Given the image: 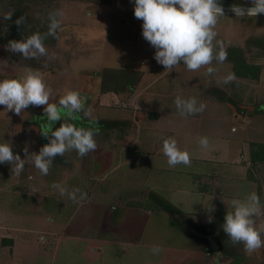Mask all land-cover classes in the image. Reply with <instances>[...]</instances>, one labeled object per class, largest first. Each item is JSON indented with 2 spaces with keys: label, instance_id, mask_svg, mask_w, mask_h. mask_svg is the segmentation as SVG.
<instances>
[{
  "label": "rangeland",
  "instance_id": "rangeland-1",
  "mask_svg": "<svg viewBox=\"0 0 264 264\" xmlns=\"http://www.w3.org/2000/svg\"><path fill=\"white\" fill-rule=\"evenodd\" d=\"M56 9L64 17L57 38L44 41L48 56L24 59L0 43V81L38 70L52 89L50 103L72 90L92 110L91 120L65 118L54 128L65 122L111 125L99 129L95 151L57 156L44 176L30 160L50 142L40 132L45 106H29L19 116L0 106V143L26 160L18 176L0 164V264H264V247L246 254L215 221L219 207L226 213L233 199L252 192L264 205V162L254 164L250 154L251 143H264V15L219 18L216 41L225 51L241 48L248 62L261 67L259 79L234 75L225 84L233 74L228 60H214L210 66L218 71L212 76L206 68L189 71L183 62L171 70L158 64L156 49L142 35L143 21L134 16V0H0V20L18 12L17 18L26 17L29 37L47 32ZM128 78L131 88L104 90ZM177 96L194 97L206 108L182 117ZM201 137L209 140V155ZM165 138L190 153V166L169 167L160 151ZM53 183L87 197L73 202ZM151 192L181 212L162 209ZM255 220L259 227L264 214Z\"/></svg>",
  "mask_w": 264,
  "mask_h": 264
},
{
  "label": "clouds",
  "instance_id": "clouds-1",
  "mask_svg": "<svg viewBox=\"0 0 264 264\" xmlns=\"http://www.w3.org/2000/svg\"><path fill=\"white\" fill-rule=\"evenodd\" d=\"M231 11L237 18L257 17L264 14V0H252L251 7L233 5ZM12 12L4 14L5 20H12ZM224 8L219 0H134V16L143 21L142 35L144 39L156 49L155 60L166 70L174 69L183 62L189 71H198L206 68V75H214L218 69L212 67L215 60L223 64L227 60V52L221 42L216 41L215 31L219 18L224 16ZM64 12L56 9L49 13L48 30L41 34H32L25 40H11L6 49L20 54L24 59H39L48 56V49L44 41L48 37L57 38V31L61 29ZM26 17L20 16L15 20L19 27L24 25ZM219 45V51H217ZM235 80V76L229 73L223 80L225 84ZM52 89L48 87L42 73L38 70L28 69L19 78L4 79L0 81V106L7 111H14L21 115L29 106H45L44 113L47 123L41 128V134L49 138L50 142L39 150V153L31 154L30 163L34 164L41 175H48L53 160L57 156L75 150L80 157L95 151L98 147L95 136L99 134L98 128L77 127L73 123H61L58 128L54 125L63 119L79 120L92 118V110L86 108V98L78 91L69 90L61 96L58 103H50ZM174 104L179 115L187 117L202 113L206 105L197 102L196 98L184 99L177 96ZM202 148L209 147L207 137L199 138ZM28 157L27 148L24 149ZM162 152L167 158L169 167L183 164L190 166L191 156L187 150H181L174 138L163 139ZM26 160L19 154H14L9 143H0V164L11 165V172L20 175L25 167ZM51 187L58 190L61 196L67 195L73 202L83 200L87 193L76 189L69 192L68 189L58 183ZM77 193H80L79 197ZM264 209L260 196L256 192L248 194L244 199H233L231 210L225 214L223 231L233 244L242 243L246 254L251 255L264 247V223L256 226L255 217H259ZM208 223H212L214 217L211 213L213 207L207 209ZM153 254H159V246H153Z\"/></svg>",
  "mask_w": 264,
  "mask_h": 264
},
{
  "label": "trees",
  "instance_id": "trees-1",
  "mask_svg": "<svg viewBox=\"0 0 264 264\" xmlns=\"http://www.w3.org/2000/svg\"><path fill=\"white\" fill-rule=\"evenodd\" d=\"M219 2L225 3V4L238 5V2L236 0H225V2H223V0H219ZM15 15H18V12L17 14L13 13L12 20H4V21L0 20V43L4 45H7L8 42L11 40L20 41V40H25L26 38H28V29L26 26L27 24H24L18 27L15 24V20L17 19ZM226 52H227V60L232 63L233 74L235 76H239L242 78H248V79H259L261 67L257 64L248 62L245 59L241 48L229 47L227 48ZM122 78H124V76H122L120 79ZM131 79L133 78H128L125 84L123 85H121L120 83H116L117 81L116 79L111 84L104 85V90L105 91L112 90V91L117 92V91H120L121 89H125V87L131 88L130 84L132 85V83L129 82ZM110 125L111 124L108 122H102V123L97 124L95 128H98V129L103 128V127L106 128V127H110ZM250 154H251V161H253L254 164H256L257 162H264V143H259V142L251 143ZM151 197H152L151 199L153 200V202L156 205H160L162 209L166 211L174 210L176 212H181L180 208L166 202L162 197L158 195V193L156 194L155 192V195H154L153 192H151ZM225 214L226 213L224 212L223 208L219 207V213L216 215L215 221L217 220L216 225L218 229L221 228L220 230H222V224L224 223ZM200 232H204L206 236L210 233L213 234L214 232H216V230L215 231L214 229L211 231L200 230Z\"/></svg>",
  "mask_w": 264,
  "mask_h": 264
},
{
  "label": "water",
  "instance_id": "water-1",
  "mask_svg": "<svg viewBox=\"0 0 264 264\" xmlns=\"http://www.w3.org/2000/svg\"><path fill=\"white\" fill-rule=\"evenodd\" d=\"M220 3V2H219ZM221 5L223 6V8H224V13L225 14H229V15H235L232 11H231V8H232V4H225V3H221ZM240 6H242V7H245V8H247V7H251L252 5H240ZM259 15H264V14H259Z\"/></svg>",
  "mask_w": 264,
  "mask_h": 264
},
{
  "label": "crops",
  "instance_id": "crops-1",
  "mask_svg": "<svg viewBox=\"0 0 264 264\" xmlns=\"http://www.w3.org/2000/svg\"><path fill=\"white\" fill-rule=\"evenodd\" d=\"M170 128L171 129H173V131L175 130V131H177V128H175V126H170ZM173 135V134H172ZM232 145H234V143L232 144ZM162 148V147H161ZM161 152H162V149L160 150ZM203 151L205 152V154L206 155H209L210 153H212L211 151H212V149H204L203 148ZM204 160H208L207 158H205Z\"/></svg>",
  "mask_w": 264,
  "mask_h": 264
},
{
  "label": "bare ground",
  "instance_id": "bare-ground-1",
  "mask_svg": "<svg viewBox=\"0 0 264 264\" xmlns=\"http://www.w3.org/2000/svg\"><path fill=\"white\" fill-rule=\"evenodd\" d=\"M229 15V14H228Z\"/></svg>",
  "mask_w": 264,
  "mask_h": 264
}]
</instances>
